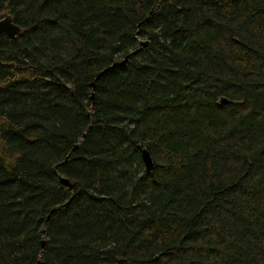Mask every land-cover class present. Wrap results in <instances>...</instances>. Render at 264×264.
Instances as JSON below:
<instances>
[{
  "label": "trees",
  "instance_id": "16d2710c",
  "mask_svg": "<svg viewBox=\"0 0 264 264\" xmlns=\"http://www.w3.org/2000/svg\"><path fill=\"white\" fill-rule=\"evenodd\" d=\"M4 14L0 264H264V0Z\"/></svg>",
  "mask_w": 264,
  "mask_h": 264
},
{
  "label": "water",
  "instance_id": "95a60500",
  "mask_svg": "<svg viewBox=\"0 0 264 264\" xmlns=\"http://www.w3.org/2000/svg\"><path fill=\"white\" fill-rule=\"evenodd\" d=\"M0 34H4L9 39H17L20 35L19 27H17L15 24L12 23L9 15L4 14L3 17L0 18ZM144 45H145V43L139 42V46H144ZM128 57H129V55H127L125 58H123L119 62H114L111 65H109L108 67H106L105 69L98 72L95 75L93 82L90 83V88L91 89L94 88V81L97 80L104 72H106L107 70L112 69V68L123 66ZM90 100H92V96H90ZM224 102H225L224 100H220V103H224ZM76 146L77 145H75L73 147V149H72L73 151L76 148ZM139 150H140V159H141L144 171L145 172H151L152 162H151L149 155L147 154V152L145 150H143V149H139ZM58 181L62 186H65L68 189L71 188V185L67 182V180L60 177L58 179ZM51 212H52V210L49 213H51ZM47 220H48V216L46 217L44 224L46 223ZM43 245H44V242L41 241L40 242V254L42 253ZM37 264H41L40 260H38Z\"/></svg>",
  "mask_w": 264,
  "mask_h": 264
}]
</instances>
